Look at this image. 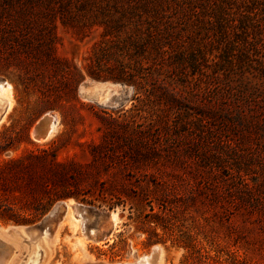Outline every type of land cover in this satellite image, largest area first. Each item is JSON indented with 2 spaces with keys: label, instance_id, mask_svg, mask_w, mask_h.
<instances>
[{
  "label": "rangeland",
  "instance_id": "1",
  "mask_svg": "<svg viewBox=\"0 0 264 264\" xmlns=\"http://www.w3.org/2000/svg\"><path fill=\"white\" fill-rule=\"evenodd\" d=\"M24 3L0 0V83L11 87L10 104L0 110V168L20 159L24 168L10 179L11 188L46 183L75 197L54 203L33 223L15 222L0 213L5 240L21 234L10 232L13 228L25 233L17 239L13 264L25 262V247L32 246L26 242L30 232L47 234L43 260L38 250L42 264L136 263L155 246L162 250L161 264H180L183 251L172 247L160 230L155 237V227L142 222L147 220L144 215L159 213V223L168 222L174 230L198 224L219 237L230 225L238 226V205L246 198L243 184L256 189L255 197L263 196V115L246 127L228 120L223 127L217 119L203 138L188 115V108L208 112L200 96L183 92L175 80L163 96L156 92L155 101L146 102L140 93L138 102L132 86L89 77L101 29L62 25L58 18L49 22L40 15V23L33 24L22 11ZM178 27L189 51L204 46L203 62L195 55L208 73L218 71L213 62L224 46L216 36L205 38L207 26L194 20ZM50 41L55 59L73 73L68 79L45 61ZM94 82L119 84L124 94L116 96L115 104L83 98L80 87ZM47 114L55 119V131L37 141L33 130ZM32 155L44 157L36 160ZM69 201L77 207L74 212L66 206ZM109 202L122 205L109 210Z\"/></svg>",
  "mask_w": 264,
  "mask_h": 264
},
{
  "label": "trees",
  "instance_id": "2",
  "mask_svg": "<svg viewBox=\"0 0 264 264\" xmlns=\"http://www.w3.org/2000/svg\"><path fill=\"white\" fill-rule=\"evenodd\" d=\"M24 2L22 11L31 16L33 24L40 23V15L49 22L58 18L62 25L101 29V39L92 50L94 66L87 68L89 77L132 86L138 102H142L140 93L145 94L146 102L151 103L152 98L155 101L156 92L163 96L175 80L181 83L183 92L200 96L199 102L208 112L188 108V115L189 124L198 123L203 138L217 119L223 127L224 120L246 127L262 114V124H257L264 127V0ZM194 20L207 26L205 38L216 36L218 44L224 46L213 62L218 71L209 74L208 67L196 57L198 54L203 62L204 46L193 52L184 43L178 26ZM50 43L45 45V61L68 79L73 73L61 67L66 63L55 59ZM31 157L37 160L44 156ZM23 168L20 159H12L0 168V213L15 222L33 223L48 213L54 203L75 197L73 192H62L46 183L11 188L10 179L17 169ZM243 185L246 198L238 205L240 224L227 227L222 237L207 233L198 224L181 225L174 230L168 222L159 223V213L154 217L144 215L147 220L142 222L146 227H155V237L156 230H160L172 247L183 251L180 264H264V189L263 196L255 197L252 193L256 189ZM114 205L122 204L109 202L105 206L110 210ZM148 207L154 213L153 207Z\"/></svg>",
  "mask_w": 264,
  "mask_h": 264
},
{
  "label": "bare ground",
  "instance_id": "3",
  "mask_svg": "<svg viewBox=\"0 0 264 264\" xmlns=\"http://www.w3.org/2000/svg\"><path fill=\"white\" fill-rule=\"evenodd\" d=\"M89 87H80V95L90 101L101 104H115V98L120 93L124 94V88L119 84L110 83V82H94ZM10 86L5 83H0V110L3 106L10 104L11 90ZM121 96V94H120ZM119 97V96H118ZM54 117L50 115H45L39 123L38 126L33 130V136L37 141H44L48 139L55 131V122ZM43 132V135H40V132ZM66 206L71 209L72 212L77 210V207L71 201L66 203ZM77 220H74L76 222ZM10 232L21 233L19 236H15V240H5L4 235H7V230H0V264H13L14 253L19 246L17 239L22 238L21 235H25L22 228L11 229ZM25 232L26 229H24ZM29 235V234H28ZM27 235V236H28ZM46 233L42 236L38 235V232H30V239L26 241L28 244L31 243L32 246L25 247L23 254L26 257V260L22 264H42L39 261L38 253L40 249L42 254H40V260H43L48 253V242ZM19 237V238H18ZM29 237V236H28ZM28 240V239H27ZM30 245V244H29ZM39 250V251H38ZM153 252L157 253V257L153 255ZM162 250L159 246L152 248V252L149 256L142 257L136 263H124V264H161L162 261ZM22 261V260H21ZM20 264V263H19Z\"/></svg>",
  "mask_w": 264,
  "mask_h": 264
},
{
  "label": "water",
  "instance_id": "4",
  "mask_svg": "<svg viewBox=\"0 0 264 264\" xmlns=\"http://www.w3.org/2000/svg\"><path fill=\"white\" fill-rule=\"evenodd\" d=\"M125 94H126V92H125ZM39 124H41V123H39ZM37 126H38V125H37ZM40 135H43V132H42V131L40 132L39 136H40ZM34 229H35V228H34ZM153 255H154L155 257H157V253H156V252H153Z\"/></svg>",
  "mask_w": 264,
  "mask_h": 264
}]
</instances>
